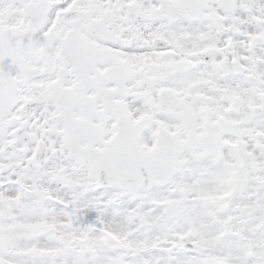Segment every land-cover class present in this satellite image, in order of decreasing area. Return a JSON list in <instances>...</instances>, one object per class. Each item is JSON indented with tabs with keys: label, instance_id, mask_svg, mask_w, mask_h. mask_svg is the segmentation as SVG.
Wrapping results in <instances>:
<instances>
[{
	"label": "snow or ice",
	"instance_id": "1",
	"mask_svg": "<svg viewBox=\"0 0 264 264\" xmlns=\"http://www.w3.org/2000/svg\"><path fill=\"white\" fill-rule=\"evenodd\" d=\"M0 264H264V0H0Z\"/></svg>",
	"mask_w": 264,
	"mask_h": 264
}]
</instances>
